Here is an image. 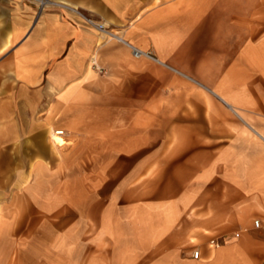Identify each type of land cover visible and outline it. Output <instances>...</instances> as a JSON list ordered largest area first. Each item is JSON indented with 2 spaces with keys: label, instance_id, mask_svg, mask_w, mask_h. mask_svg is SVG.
Masks as SVG:
<instances>
[{
  "label": "crops",
  "instance_id": "0c3cea01",
  "mask_svg": "<svg viewBox=\"0 0 264 264\" xmlns=\"http://www.w3.org/2000/svg\"><path fill=\"white\" fill-rule=\"evenodd\" d=\"M50 1L39 12L0 0V264H26L32 237L45 259L63 253L68 235L77 264H264L254 226L264 220V0ZM94 90L119 99H77ZM50 104L119 108L118 122L135 126L113 133L89 114L93 147H78L135 158L119 169L118 196L108 165L98 179L65 178L80 171L68 161L74 138L31 114ZM61 130L62 144L51 135Z\"/></svg>",
  "mask_w": 264,
  "mask_h": 264
},
{
  "label": "rangeland",
  "instance_id": "374dc122",
  "mask_svg": "<svg viewBox=\"0 0 264 264\" xmlns=\"http://www.w3.org/2000/svg\"><path fill=\"white\" fill-rule=\"evenodd\" d=\"M98 71V70H97ZM99 72V71H98ZM102 73V72H100ZM100 88L102 87L101 85H99ZM56 98L55 93H47V100L49 101H54ZM119 99L118 96H114V94H111L110 92H107V94H105L102 90L101 91H92L89 93H86L85 95L81 96L80 98L77 97V99L83 100L85 101L84 103L86 104V106L88 105H95L97 104V102L95 103V101L97 100H102V99ZM19 110V113L23 112V109H17ZM119 108H97V107H78V108H72V109H61V108H57L55 107V105L50 104V106L48 107H40V108H32L31 109V114L33 116H41L44 118H47L49 120V122H54L52 123L51 126H55L56 128H62L65 129V131L68 133H71L70 138H74L71 142V144L75 147V152L76 154H74L73 156H71V158L68 160L69 162H73L76 167H78L80 169V171H69V172H65V178L66 177H71L73 175H83L85 177H90V179H98L99 175H103V172H100L99 169H103L102 165H108V167L112 168V179H111V187L110 190L112 191L113 197L118 196L119 192L121 190V187L118 186L119 180L121 178H119L120 175L124 174L122 172L119 171V169L121 167H124L125 164L127 165V168H130L131 163H134L135 158L134 157H130V156H124L121 154H118L117 152H113V154H109V155H104L101 153V149H96L95 155L89 154V151L86 149H80L78 150V147L81 146L83 143H85L86 147L88 146V142H90V144L93 143V140H89L87 138H84V134L83 133H87L88 129V125H87V117L89 114L92 115V117H95L96 119H100L103 116H107V121L110 123V131H112L113 133H119L120 131L124 132V133H128V136L130 137L132 134H134L135 132V126L131 125L130 123L128 124H124V123H120L119 121ZM79 117V122H81L80 124H71L69 123L68 125H64V123L66 122H71L73 120V118H75V121H77ZM86 122V123H84ZM145 131V130H144ZM82 133V134H81ZM55 137L57 139L60 140V143H65L66 139H64L60 134L56 133L54 131ZM83 137V138H82ZM69 138V139H70ZM101 140H97L95 147L99 148L101 146V148L104 146L103 141H101L100 143H98ZM109 142V141H107ZM106 142V143H107ZM49 147L50 145H53V141L52 139L49 140ZM74 143V144H73ZM99 144V145H98ZM108 144V143H107ZM114 141L112 140L111 143L109 142V145H107L108 147L114 148L113 145ZM93 147V144L91 145ZM82 147V146H81ZM78 150V151H77ZM60 151L54 149L53 150V154L57 155L59 158L60 162H66L67 158H65V154H61ZM57 153V154H56ZM148 152L145 151V155H144V160L151 158L150 155H147ZM149 156V157H148ZM63 159V160H62ZM151 170V169H150ZM151 173V171H149V174ZM82 207V205H81ZM84 210L87 207L86 204L83 205ZM73 212V208L71 204H65V208H64V223L65 225L69 222H71V218H72V213ZM86 214V213H84ZM85 247H86V242L84 243ZM64 252L63 253H55V252H48L47 254V259L44 258V252L42 251V246L39 243V239L37 237H32L31 238V242L30 244L26 245V248L28 249L26 256H28V258L26 257L27 261H22L26 262V264H44L45 261L48 262V264H77L75 262L76 259H73V252H72V248H73V244L71 241V237L70 235H68V237L64 238ZM83 254V252H81V255ZM11 264H21V261L16 260V261H12Z\"/></svg>",
  "mask_w": 264,
  "mask_h": 264
},
{
  "label": "built area",
  "instance_id": "2783aa9c",
  "mask_svg": "<svg viewBox=\"0 0 264 264\" xmlns=\"http://www.w3.org/2000/svg\"><path fill=\"white\" fill-rule=\"evenodd\" d=\"M27 1L32 2V3H36L39 7V12L44 10L46 7L53 5V2H51L50 0H27ZM66 6H68V5H66ZM73 9H74L75 13L78 15V17H80V19H82L87 25L95 27L97 30H99L100 32L107 35V37H115L117 39L123 40V37L119 32L115 31L114 29H110V28L106 27L104 25V23H100V22L96 21L92 16L83 13L79 9L74 8V7H73ZM133 53H134L135 57H140L142 55L150 56V54L145 53V52H143V51H141L135 47H133ZM92 64L98 71L103 72V68L99 65V63L97 62L96 59L92 60ZM58 132H60L59 134H63L62 130L58 131ZM254 226L258 227V228L264 227V220L255 219L254 220ZM239 234L240 233L237 232L236 236H238ZM226 240H227L226 238H222L223 242H225ZM210 242L212 245H215V246H218L220 244V241L218 239H211ZM193 255H194V257L198 258L199 257V250L194 251Z\"/></svg>",
  "mask_w": 264,
  "mask_h": 264
},
{
  "label": "bare ground",
  "instance_id": "6f19581e",
  "mask_svg": "<svg viewBox=\"0 0 264 264\" xmlns=\"http://www.w3.org/2000/svg\"><path fill=\"white\" fill-rule=\"evenodd\" d=\"M51 135L55 139L56 142L60 143V140L55 137L54 131L51 132Z\"/></svg>",
  "mask_w": 264,
  "mask_h": 264
}]
</instances>
